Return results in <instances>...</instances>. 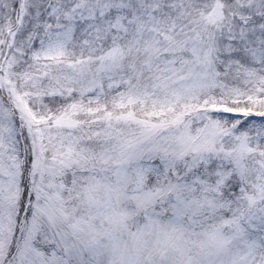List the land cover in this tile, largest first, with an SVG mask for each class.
Instances as JSON below:
<instances>
[{
  "label": "snow or ice",
  "instance_id": "obj_1",
  "mask_svg": "<svg viewBox=\"0 0 264 264\" xmlns=\"http://www.w3.org/2000/svg\"><path fill=\"white\" fill-rule=\"evenodd\" d=\"M0 264H264V0H0Z\"/></svg>",
  "mask_w": 264,
  "mask_h": 264
}]
</instances>
